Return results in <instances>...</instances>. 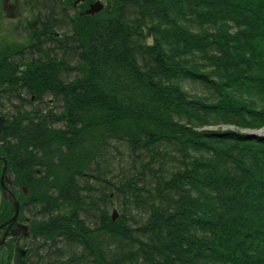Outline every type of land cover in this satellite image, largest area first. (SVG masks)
I'll list each match as a JSON object with an SVG mask.
<instances>
[{"label":"trees","instance_id":"1","mask_svg":"<svg viewBox=\"0 0 264 264\" xmlns=\"http://www.w3.org/2000/svg\"><path fill=\"white\" fill-rule=\"evenodd\" d=\"M74 1L25 0L66 28L58 62L0 67L27 264H264V0H101L93 16L85 0L70 16ZM112 142L130 158L117 182Z\"/></svg>","mask_w":264,"mask_h":264},{"label":"flooded vegetation","instance_id":"2","mask_svg":"<svg viewBox=\"0 0 264 264\" xmlns=\"http://www.w3.org/2000/svg\"><path fill=\"white\" fill-rule=\"evenodd\" d=\"M76 1L77 0H75L72 3V5L69 6L68 8L70 16L75 15L77 7L79 6V4L84 3L85 0H80L78 3H76ZM83 13H80V15H82ZM64 16L66 17V13H64ZM65 21H66V18H65ZM13 24L15 25L14 26L15 30H19L22 33H25L26 44L19 43V42L9 43L8 45H5V46H1L0 44V67L10 66V65L21 66L22 62H26V60L29 61L32 58L33 59L40 58L46 61L49 58H52L54 56H56L57 58V61H55V63L58 62L59 60L58 58L60 57V52H58L57 50V44L60 38L64 36V32L66 28H64L63 30H57L53 28L52 25L55 24V21L54 20L47 21L43 13L40 14V13L32 12L29 6H27L25 0L23 1L22 0H0V31L10 34L13 28L12 27ZM51 35L53 36L51 37ZM35 39H38L37 41L38 45L36 47L33 46V44H31L30 42L33 40L35 41ZM0 42H4V41L0 39ZM8 50L12 52L10 54L3 55V51L7 52ZM3 58H7L6 61H3ZM19 59H22V60L20 61ZM0 94H1V91H0ZM0 116L5 119V124H6V121H7L6 115L4 114L2 115L0 113ZM4 130H5V126L1 134L0 144H1L3 134H4ZM0 163L2 164L1 160H0ZM2 165H1L0 178L2 175ZM6 177L8 178L10 182L12 181V179H14V174L11 172L10 169L7 168V162H6ZM1 193H2V190H1ZM6 200L10 204H12L8 199ZM9 219H7L6 221H8ZM6 221H4L3 223H5ZM16 224L26 226L27 227L26 230H24L23 228H20V233L26 231L28 233V236L23 237L22 234H20L19 236L14 237L8 233L7 236L5 237L4 242H2L0 247H5V245H7L10 242L13 243V248H15L16 245L20 246L22 249L25 250V255L23 256V259L25 261V264H27V257H28L30 247L28 245L23 246L21 242L22 240H25L28 242L31 240L29 214L27 212L25 214L24 213L18 214ZM14 225L12 228L15 227ZM3 230L4 228L0 230V241L2 239Z\"/></svg>","mask_w":264,"mask_h":264},{"label":"rangeland","instance_id":"3","mask_svg":"<svg viewBox=\"0 0 264 264\" xmlns=\"http://www.w3.org/2000/svg\"><path fill=\"white\" fill-rule=\"evenodd\" d=\"M27 6H28V4H27ZM14 26L15 25L13 24V26H12L13 28H12V31L10 32V34L9 33L7 34L6 32L0 31V39H2V41H4V42H0L1 46H5V45H8L9 43H17V42L26 44L25 33H22L19 30H15ZM184 88L187 89L192 94H201V89L196 85H192L190 83H185ZM45 100L48 102L51 100V98L49 96H47L45 98ZM0 113L2 115L4 114V115L10 116L12 113V108H11L10 104L2 101V106H0ZM220 126L222 129L225 128L224 125H220ZM220 126H210V127H206V128L211 129V130H215V129L219 128ZM56 127H62V125L59 124V125H56ZM260 132L264 133V129L260 130ZM111 145H112L111 147L113 150L110 152V156L108 157V158H110V160L108 162L102 163L101 167H102V172H104V174H106L107 171H109V170L111 171L110 174H106L107 175L106 179H110L113 182H117L119 179L126 177L128 175V170L130 167V158H129V156H127V150L125 149L124 145H122L121 143H116V142H112ZM114 148H117L119 150V152L121 153V155H118L116 153V151H114ZM0 168H1V165H0ZM89 184L94 186V187H99V184L93 180H90ZM0 206H1V199H0ZM91 212L93 215L96 214L98 216V214H99L97 211H94V210H92ZM121 213H122L121 206L119 205L118 201L114 200L113 205L109 209V214L115 215V219H117L120 217ZM132 215L136 216V214L134 212L132 213ZM97 218L98 217H96V220H98ZM21 243L23 245L30 246V243L28 241L22 240Z\"/></svg>","mask_w":264,"mask_h":264},{"label":"water","instance_id":"4","mask_svg":"<svg viewBox=\"0 0 264 264\" xmlns=\"http://www.w3.org/2000/svg\"><path fill=\"white\" fill-rule=\"evenodd\" d=\"M80 0H77L76 3H78ZM105 5L101 0H97L93 3H90L88 8L84 11V15L86 16H93L96 14H99L101 11H103ZM5 126V119L0 116V139H1V134ZM258 134L260 135L261 132H253V135ZM0 160L2 161V175L0 178V186L1 190L3 193V196L8 199L14 208V213L11 216V218L0 225V230L4 228L2 231V239L0 241V245L2 242H4L5 237L7 234H11L14 237L19 236L22 234L23 237L28 236V233L26 231L20 233V228H23L24 230L27 229L26 226H22L19 224H16V220L19 214V202L16 199L15 195L11 191L12 183L8 180L6 177V161L4 158L0 157ZM112 219L115 220V215H112ZM15 224V225H14ZM13 225L15 226L14 228ZM25 255V250L22 249L20 246L16 245L14 250H13V257H12V264H25V261L23 259V256Z\"/></svg>","mask_w":264,"mask_h":264}]
</instances>
